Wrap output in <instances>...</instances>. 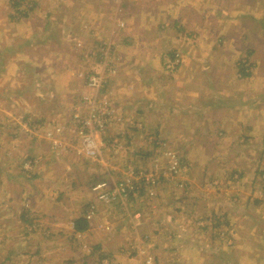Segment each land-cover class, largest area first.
Masks as SVG:
<instances>
[{
    "label": "crops",
    "instance_id": "crops-1",
    "mask_svg": "<svg viewBox=\"0 0 264 264\" xmlns=\"http://www.w3.org/2000/svg\"><path fill=\"white\" fill-rule=\"evenodd\" d=\"M28 2L35 3L36 7H34L38 9L37 13L41 16L40 20L28 19L30 20L28 21V50H39L42 54L41 58L36 57V54L29 57L28 54V65L40 62L54 65L56 70L53 69L55 73L50 79L57 76L56 72L60 74V78L63 75L70 76L64 80L66 85L69 84L70 90L72 91L75 84L77 91L80 88L78 94L75 91L67 93L66 96H70L71 101L82 94L81 90L84 86L80 78L78 80L74 78L72 72L74 70L70 72L66 68L63 69L67 63L61 61L59 48H63L68 43L60 41L58 34H74L79 38H86L87 43L90 44H94L95 40L108 41L115 48V55L121 62L120 64L117 62L118 67L113 64L117 72L111 77L109 91L104 92L106 93L104 97L112 102L114 117L107 134L94 136L96 138L94 148L101 149L98 158L88 154L94 149H90L92 146L87 147L83 139L79 137L75 130L77 127L73 125L69 129L68 125L63 127L57 124L52 127L54 128L52 133L55 135L59 127L63 132L66 130V134H70V137L66 138L67 142H63L61 135H57L61 138L64 149L52 148L55 154L71 152L73 156H77L73 158L74 161L81 163L86 159L85 162L88 163L86 167L91 169V175L94 172V177L91 176V178L95 179L89 186L88 182L82 180L83 171L88 169L84 167L77 171L78 181L75 185L77 191L80 193L81 185L87 190L81 191L84 195L82 199L78 198L79 205L87 200L84 211L77 213L72 211V208L67 209L65 208L68 207L65 203L67 199H60L71 193V188L62 189L61 185V181L64 182L68 178L64 171L66 166L56 157H54L56 164L48 163L49 159L42 162L45 156L47 157L43 148H47L49 155L46 140L40 135H35L38 139L28 141L30 152H28L29 179L27 181L30 183L32 178L39 175L37 177L40 184L37 188L30 184L33 188L28 186L24 192L28 191L26 194L33 205V210L37 205L40 206L42 213L38 216L40 219L36 221L32 217L28 219V242H24L21 246L25 247L20 249V251L24 250L27 246L26 251H21L24 257L16 261L17 256H15L13 262L15 264H58L57 260L62 258L61 264H93V253L97 252L101 257L104 255L108 259L120 256L123 264H199V261L204 264V259L209 257L214 243L207 242L206 237L212 235L216 241L227 231L232 234L233 248L236 249L234 254L238 255L240 250H243L248 254L250 264H257V258L263 260L264 254L258 256V247H264V215H261L259 209L261 206H257L258 201L256 206L252 202L249 206L252 213L249 211L240 216L239 212L243 211L242 206L239 203L236 207L233 201V198L237 199L234 194L243 197L249 192L253 183L256 182L254 181L256 172L251 183L246 178H250V174L240 175L242 186L239 187L238 184L239 193H235L236 188H234L230 191L233 195L229 193L224 195L220 188L214 187V189L211 185L209 186L211 191L205 189L207 186L205 170L198 175L196 165L191 164L188 167L189 173L183 166V161H192L190 154L194 143L202 144L203 141L204 145L208 143L212 146L217 143L220 145L216 147L217 153L211 160L207 152H204L198 160L210 162V165L207 163L206 165L211 167L214 161L220 162L217 165L221 164V167L207 177L221 178L227 172L229 173V169L223 165V162L234 158L231 150L232 147L239 146L237 143L239 139L233 143L238 136L245 144L258 146L264 155V76L258 70L259 74L251 79H244L248 81L247 85H250V88L240 92L230 89L231 83L236 82L238 78L234 68L236 55L234 57L231 55V61H226L222 53L215 54L218 49L215 43H208L210 39L207 30H210L211 24V22L208 24L207 19L209 0H30ZM191 3H199L200 9H193L190 7ZM209 14L212 16L211 12ZM3 15L4 11L0 8V16ZM191 16L194 17V21H189ZM235 19L237 21L239 18L233 16L230 20L226 19V22L230 21L229 24L233 28L241 29L238 30L239 32H253L248 27L249 23L236 24ZM200 22L203 23L202 26L194 27L201 28L200 33L187 32L192 23ZM55 24L57 27H54ZM217 28L221 29V27ZM230 32L233 33L235 30ZM191 34L196 37L198 47L202 50L190 52L186 48L185 37ZM55 35L58 36L55 38ZM55 43L59 48H50ZM237 44L241 51L239 43ZM253 48L257 64L264 65V45L257 44ZM92 49L90 48V51H96ZM166 53L172 56L174 53H181L182 57L185 54L184 63L177 74L167 73L162 68L161 56ZM232 53L235 54V51ZM82 58L79 55V61L74 60V67L75 64L79 67L78 74L81 68H84L80 64ZM211 58L214 60L213 63L208 61ZM192 61H197L196 69H193ZM212 64L214 66L211 69ZM223 66L227 69L225 70ZM58 67L61 69L57 70ZM30 76L31 74L28 76L30 82L39 78ZM192 83L197 90L191 88ZM201 89L210 90L212 95L202 92ZM75 104L76 102L74 106L71 105L72 110ZM170 129H176L177 132L166 136ZM178 130L181 131L178 132ZM191 130L196 131L194 135L191 134ZM244 133L247 135L242 137L241 134ZM156 134H159L161 138L157 141L163 145L170 146L169 143H171L183 148L179 164L180 171L182 169L188 174L186 179L189 185L185 186V191L181 190L184 187L177 189L176 183H167L161 178L157 198L147 196L134 198L127 203L126 207L99 205L97 215L88 220L86 209L95 201L92 187L105 181H110L112 184L114 179H119L124 172L121 170L118 175L115 172L117 168L104 169L105 152L110 149L116 152L123 148L122 150L125 149V151L124 154L121 151L120 158L124 162H119L136 163L140 157L149 156L143 151L146 150L145 147L140 146H143L145 141L151 144V139H155L151 135L156 136ZM216 135L224 136L221 142L217 141ZM193 136L195 141H192ZM163 139L167 141L163 142ZM48 140L52 146L49 137ZM135 146H137L136 149ZM155 155L153 153L150 156L151 159L148 158L150 163H153ZM65 159H69L68 156ZM160 159L161 157H156L154 161ZM103 169L105 172L101 173ZM192 171L193 173H190ZM234 173V171L229 173L232 181H234ZM179 183L185 185L184 181ZM20 188L16 190L15 187V191L10 193L12 197H7L10 201L6 203L10 208L17 204L14 200L20 201L23 192L19 190ZM56 189L61 191L58 192ZM176 191L179 192L178 195ZM83 192H87L88 196ZM251 192L256 193L257 190L251 189ZM55 194L57 202H49V196L54 199ZM0 210H2L1 204ZM64 210L67 214L62 212ZM109 213L113 215L110 216ZM12 214L15 215V213ZM13 219L17 221L15 217ZM81 219L86 221L87 229L78 232L75 224ZM108 219L114 223V228L110 229L111 232H103ZM127 223L128 226H126ZM134 241L137 243V250L133 249V254L130 253V255L137 257L138 260L130 257L123 260L124 256L118 248H121L123 244L129 253ZM198 243L201 245L198 246ZM65 244L62 252L55 250ZM85 248L88 249V253L83 255ZM220 256L217 255V258Z\"/></svg>",
    "mask_w": 264,
    "mask_h": 264
},
{
    "label": "rangeland",
    "instance_id": "rangeland-1",
    "mask_svg": "<svg viewBox=\"0 0 264 264\" xmlns=\"http://www.w3.org/2000/svg\"><path fill=\"white\" fill-rule=\"evenodd\" d=\"M28 1L30 0H0V8L4 11V15L0 16V204L2 205V210H0V264H15V262H13V260H15V256H17L16 261H20L21 259H23L24 255L21 251H26L27 246L24 250L20 251V249H23V247H25L21 246L24 242H28V219H31L32 217L36 221L40 219L38 216L42 213L40 210V206L36 205V209L33 210V205H31L28 199V194H26V192L28 191L24 192V190L27 189L28 186H34L35 188H37V186L40 184V181L37 177L39 175L35 176L36 178H32L30 180V183L29 181H27V179H29L28 152H30V149L28 150V141L38 139V136L35 135L42 136L48 144L49 155L47 153V148H43V152L47 154V157L45 156V159L42 160V162H45L47 161V159H49L48 163L56 164V160H54V157H56L59 158L61 163L66 166V170L64 169V171L67 173L68 178L64 182L61 181V185L63 187L62 189L66 187V189L71 188V193L66 195V197L64 198L60 197L61 200L67 199V202L65 201V203L66 205H68V207L66 206L65 208H72V211H75L77 213H81L82 211H84V204L87 200L79 205L78 198L81 197L82 199L84 197L81 191H87L86 187L85 189H83V185H81V191L79 193L75 185H77L76 181H78V179L76 178V175H78V169L80 170L81 168L86 167L88 163L85 162V158H81L85 159L83 162L77 163L73 160V158H77V156H73L71 152H67L62 155H56L52 149V146H50L49 144L47 133H52V131L54 130V128L52 127H54L55 124L63 127L65 125H68V128L71 129L73 127L72 120H74L75 117L79 116L80 119L84 117L86 118L89 113H87L88 107L84 106L83 97L87 95L85 91L87 76L91 75L92 71L94 70L103 72L104 67H108V69H114L113 64L116 65L117 62L118 64H120L121 62L120 58L115 55V48L111 44H109L108 41L105 42V40H102L99 42L95 40L94 44H90L87 43L88 41L86 40V38H79L76 35L74 36V34L63 35L60 33L58 34L59 36L55 35V38L56 36H58L60 41L68 44H65L63 48H59L57 46V43H55L50 46V48H59V57L61 58V61L63 63H67V66L63 67V69L66 68L70 72L74 70L72 71L74 78L76 80L80 78L84 86L81 90L82 94H80V98L78 97L76 99L75 97V100L71 101L72 98H70V96H66L67 93L75 91L78 94L80 88H78L77 91V87L75 84V87H73L72 91L70 90L69 84L66 85V82L64 81L67 77L69 78L70 76L63 75V77L60 78V74L56 72L57 76L50 79V77L55 73L54 70H56V67L54 65H46L44 62H40L41 64L32 63L31 65H28V54L29 57L32 54H36L35 56L38 58H41L42 56L39 50H28V21H30L28 19L32 18L33 20L38 18L40 20L41 18L39 13H37L38 9L35 8V3H29ZM207 5V15L209 16L207 18L208 24H210L211 22L210 30L206 29L207 32H209L210 41L208 43L214 42V45H216V47L218 48L215 51V54L222 53L225 56L226 61H231V55H233V57L236 55L234 68L236 69V75L238 78L236 82L231 83L230 89H236L239 90V92L240 90L245 91L251 86L247 85L248 81H244V79H251V77L259 74L258 70L260 71L262 76H264V65L257 64L253 55V46L257 44L264 45V0H209V2H207ZM190 7H192L193 9H200L199 3H191ZM210 12L212 16L209 14ZM233 16L239 18L237 21L235 19L236 24L244 23L247 25L249 23L248 27L251 28L253 32L242 33L238 31L241 29H238L237 27L233 28V26L229 24L230 21L226 22V19L230 20V17ZM189 21H194V17H189ZM202 22L197 24L192 23L189 28L190 30L187 32L200 33L202 29L194 27L202 26ZM54 27H57V25L55 24ZM217 27H221V29H218ZM230 30H235V32L231 33ZM185 39L187 40L186 48L190 52H198V50H202L201 47H198V40L196 39V37L192 36V34L186 35ZM188 40H190V42ZM237 43H239V46L242 49L241 51L238 46H236L238 45ZM105 45L106 48H104ZM248 45H250V47H247ZM89 47L93 48L92 50L96 51H90ZM232 51H235V54H233ZM77 54L83 57L80 64L81 66L83 65L84 68H81L79 74V67H77L76 64L74 67V60L78 59L79 61V55L77 56ZM176 57L178 59V62L175 64L174 70L168 69L167 64H169L171 60L174 61ZM161 58L162 68H164V71L170 74H177L181 65H183L184 63L185 54L182 57L181 53H174L173 56L166 53L162 54ZM208 61H212V63L214 62L213 58L209 59ZM192 62H194V66H192L193 69H196L197 61ZM213 66L214 65L212 64L211 69L213 68ZM223 67L225 68V70L227 69L226 66ZM58 69L61 68L58 67L57 70ZM29 74H31V78H39L35 79L36 82L32 80L30 82L28 80ZM115 74L111 75L108 71L110 80H108L107 82V88L105 91L106 93L107 91H109L111 77ZM191 88L197 90L194 87L193 83L191 84ZM201 90L202 92H206L207 94L212 95L209 92L210 90ZM106 93L102 94V96L106 95ZM75 102V107L72 110V107L74 106L73 104ZM31 107H33V109ZM77 129L78 128H76L75 130ZM175 130L176 129L168 130L166 136H170L172 135V133L177 132ZM180 131L181 130H178V132ZM191 132V134L194 135L196 131L191 130ZM261 132L263 133V131ZM107 133L108 132H106V134ZM216 133L218 134V132ZM241 135L242 137H244V135L247 134L244 133ZM67 136L70 137V134L62 135L63 142H67ZM71 137H73L72 134ZM151 137H155L154 140L151 139V144L148 141H145L143 142L144 145L140 146L145 147L146 150L143 151L149 154L148 157H140L138 162L126 164L123 163L124 160H121L120 158L121 151L122 154H124L123 152L125 151V149L122 150L123 148H120L121 150L119 149L120 151L118 150L116 152L110 149L108 152H105V155L103 157L105 165L104 169L108 170L110 168H117L118 170L116 169L115 172H117L118 175L121 170L127 172V170L129 169H137L147 172L152 171L155 168L156 163L161 164L163 168L167 165L168 161L163 158L165 156V153L174 151L175 153H177V158L182 157L181 149L183 148L179 145L171 143H169L170 146L163 145L162 143H160V141H157L158 139H161L159 134H156V136L151 135ZM216 137L217 141H220L224 136L219 137L218 135H216ZM237 140L239 146L236 145L235 147H232L231 150L234 158L223 162V165L229 169V173H233V171L235 172L233 174L234 181L230 180L228 172L221 178L213 179L207 177L209 174H212L216 169L221 167V164L217 165L220 162L214 161V164L212 165L213 167H211L207 166L211 164L210 162L198 160L204 152H207L208 157L211 160V158L214 157L217 153L216 147L220 145L217 143L214 146L208 143L207 145H204L203 141L202 144L195 145L194 143L191 147L192 153L190 154V158L192 161L189 160L190 163L187 162V160L183 161V166L189 173L188 167L191 166V164L196 165V168H198V170L196 171L198 175L202 174V171L205 170L204 173L207 178V186L205 187V189L211 191V189L209 188V186L211 185V187L213 188H220L222 190L221 192H223L224 195H226L227 193L232 194V192L230 191L234 188H236L234 192L239 193L240 191L238 190V184L239 187L242 186V179H240V175L245 176L247 174H250V178H246L247 181H250L251 183L252 177L256 172L257 175L254 176V181L256 182L253 183L252 187L250 183L248 184L253 191L257 190V192H251L250 189L249 192L243 197L238 196V194H234L237 199L233 198V201H235L236 207L239 203L242 206V210L244 212H239L240 216H243L245 213L250 211L249 206L250 204H252V202H254L256 206V201H258L257 206H261V208H259L261 210V215H264V155L261 153L258 146H250L249 144H245V142H243L242 138H239V136L233 141V143H235ZM165 141L167 140H164L163 142ZM192 141H195L194 136L192 137ZM136 148L137 146H135V149ZM261 148L263 147L261 146ZM115 150H117V148ZM153 153H155L156 155L153 157V163H150V160L148 158L151 159L150 156ZM50 154L53 157L50 156ZM67 156L69 159H65V157ZM156 157H161V159L154 161ZM39 166L40 165H38V167ZM86 168L88 170L83 171L82 180L86 181V183L88 182L87 185L90 186L95 179L91 178V176L94 177V172L93 175H91V169H89L88 167ZM104 169L101 173L105 172ZM187 172L184 173V170L181 169L179 177L177 179L171 178L174 180H168V182H166L176 183L175 185L177 186V189L184 187L183 189H181L183 192L185 191V186L189 185L188 180L186 179V177L188 176V174H186ZM190 173H193V171ZM31 176H33V174H31ZM121 177H119V179ZM117 180L114 179V181ZM179 181H184L185 185L183 183H179ZM30 184L32 186H30ZM180 185H182V187ZM15 187L16 190L21 187L19 190H22L23 192L20 196V201L14 200L12 198L17 204L10 208L8 206V203H6L7 201H10L7 199V197L11 196L10 193L12 191H15ZM23 187L25 188L22 189ZM155 189V193L157 196L158 187H155ZM57 191L60 192L61 190ZM176 192L178 195L179 192ZM83 193L86 195L88 194L87 192ZM142 195L144 196V194ZM55 197L57 198V195L54 196V199L49 196V202H57L55 200ZM236 200L238 203L236 202ZM73 203H75L74 206ZM43 208H45V206H43ZM62 212L66 213V210ZM12 213H15V215L13 216ZM250 213L252 212L250 211ZM109 215L112 216L113 214L109 213ZM14 217L15 219H17V221H13ZM106 223L107 224H105V230H103V232H111L114 228V223L109 219L106 221ZM126 226H128V223L126 224ZM206 238L208 240L207 242L213 241L214 243L209 257L204 259V264H250L248 254L246 252H243V250H240V254L238 255L234 254V251H236V249L234 250L233 248L232 234L230 231H227L226 233H224V235L221 234V237L217 238L216 241H214L215 237L212 235ZM200 245L201 243H198V246ZM65 246L66 244L64 246L55 248V250H61L62 252L63 247ZM131 246H133V248L132 250L128 248L130 249L128 251L129 253H127V248L123 244L121 245V248H118L120 249L119 252H121V255L124 256L123 260H127L129 257L135 258L131 255L133 254V249L137 250V243L134 241ZM86 248H88V246ZM86 248L83 255L88 253V249ZM258 248V256H261L262 254H264V247L259 246ZM217 255L221 256L217 258ZM206 256H208V254H206ZM259 259L260 258H257V264H264V258H262L263 260ZM134 260H138L137 257ZM121 261L122 260H120V256L109 257L108 259L107 257H104V255H102L101 257V255H99V253L97 252L93 253V264H123ZM61 262L62 258L57 260L58 264H61ZM199 264L202 263H200L199 261Z\"/></svg>",
    "mask_w": 264,
    "mask_h": 264
},
{
    "label": "built area",
    "instance_id": "built-area-1",
    "mask_svg": "<svg viewBox=\"0 0 264 264\" xmlns=\"http://www.w3.org/2000/svg\"><path fill=\"white\" fill-rule=\"evenodd\" d=\"M106 48V45L104 46ZM178 62L177 57L174 61L167 64L168 69L174 70L175 64ZM109 74L116 73V69H108L104 67L103 72L92 71L91 75L86 78V93L83 97L84 106L88 107L87 117H75L73 125L77 127V134L83 139L87 147H91L88 152L94 158H98L101 149H95V135H105L109 129L113 117L114 107L112 102L106 97L102 96L107 88V82L110 80ZM65 129V128H64ZM61 128L56 129V135L51 133L48 137L52 143L54 150L64 149L63 142L61 143L62 134H66V130L61 134ZM57 135H61V138ZM168 161L167 165L163 168L161 164L156 163L152 171H142L137 169H129L124 172L122 177L110 182H100L92 187V192L95 196V201L92 202L86 209V218L93 219L98 211L99 205L101 206H116L120 205L126 207L127 203L134 199L143 196L150 198L156 197L155 187L157 188L162 181L177 179L180 174V164L177 154L173 152L165 153L163 157ZM161 178L163 180L161 181Z\"/></svg>",
    "mask_w": 264,
    "mask_h": 264
},
{
    "label": "trees",
    "instance_id": "trees-1",
    "mask_svg": "<svg viewBox=\"0 0 264 264\" xmlns=\"http://www.w3.org/2000/svg\"><path fill=\"white\" fill-rule=\"evenodd\" d=\"M85 220L84 219H81L79 221L76 222L75 224V229L76 231L80 232V231H84L87 229V226L85 225Z\"/></svg>",
    "mask_w": 264,
    "mask_h": 264
}]
</instances>
